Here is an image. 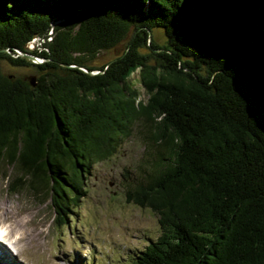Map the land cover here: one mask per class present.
Segmentation results:
<instances>
[{
    "label": "trees",
    "instance_id": "1",
    "mask_svg": "<svg viewBox=\"0 0 264 264\" xmlns=\"http://www.w3.org/2000/svg\"><path fill=\"white\" fill-rule=\"evenodd\" d=\"M0 60L39 73L31 87L0 69L10 193L49 195L62 224L92 167L142 121L156 158L126 200L161 232L134 264H264V0H0Z\"/></svg>",
    "mask_w": 264,
    "mask_h": 264
},
{
    "label": "rangeland",
    "instance_id": "2",
    "mask_svg": "<svg viewBox=\"0 0 264 264\" xmlns=\"http://www.w3.org/2000/svg\"><path fill=\"white\" fill-rule=\"evenodd\" d=\"M151 36L157 44L165 43L161 29ZM40 42L33 39L28 49H36ZM124 47L102 51L90 63L102 66ZM0 69L6 76L27 81L39 76L33 67H14L5 60H0ZM129 81L145 100L136 72ZM143 124L139 121L110 158L92 167L84 181L85 195L76 204L69 202L62 224L49 195L34 194L24 186L10 193L8 184L18 174L8 161L0 162V235L6 243L0 242V264H134L161 232L155 213L126 200V192L152 172L156 158L153 129Z\"/></svg>",
    "mask_w": 264,
    "mask_h": 264
},
{
    "label": "water",
    "instance_id": "3",
    "mask_svg": "<svg viewBox=\"0 0 264 264\" xmlns=\"http://www.w3.org/2000/svg\"><path fill=\"white\" fill-rule=\"evenodd\" d=\"M59 22H60V21L53 20V21H51V22L49 23V31H48V34H47L48 37H46V38H42V39L37 38L38 41L41 40V42H40V44H38V46H37L36 49L40 48V47H41V43L44 42L45 40H46V41H49V37H50V35H51V30H52V28H53L54 26H57V25L59 24ZM148 35H149V39H150L151 33L148 32ZM151 37H152V36H151ZM29 44H30V43H29ZM29 44H28V45H29ZM27 49H28V47H27ZM28 50H30V49H28ZM34 50H35V49H31L30 51H34ZM3 51H5V50H3ZM15 51H16L17 54H20V56L27 58V59H28L31 63H33V64H40V63H43V62L46 61V59L41 58V57H36V56H33V55L24 54V53L20 52L19 50H15ZM80 70H83L84 72L88 73L89 75H95V74H98V73H99V71L89 72V71H86V70L83 69V68H80ZM28 82H29V84L31 85V87H35V85H36V78H35L34 76H33V77H29V78H28Z\"/></svg>",
    "mask_w": 264,
    "mask_h": 264
},
{
    "label": "bare ground",
    "instance_id": "4",
    "mask_svg": "<svg viewBox=\"0 0 264 264\" xmlns=\"http://www.w3.org/2000/svg\"><path fill=\"white\" fill-rule=\"evenodd\" d=\"M3 240H4V238L1 237V241H0V242H1V243H4V242H2ZM18 242H19V241H18ZM5 246H6V245H5ZM4 249H5V247H4ZM6 252H7V251H6ZM7 254H8V253H7ZM2 255H3V254H2V251H1V249H0V257H1ZM8 255H9V254H8ZM10 257H11V256H10ZM13 264H16V263L13 262Z\"/></svg>",
    "mask_w": 264,
    "mask_h": 264
}]
</instances>
